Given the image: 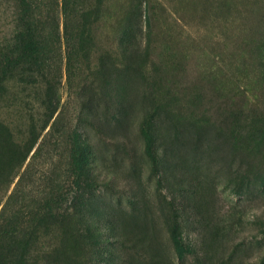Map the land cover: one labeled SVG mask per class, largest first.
Masks as SVG:
<instances>
[{
	"label": "rangeland",
	"instance_id": "rangeland-1",
	"mask_svg": "<svg viewBox=\"0 0 264 264\" xmlns=\"http://www.w3.org/2000/svg\"><path fill=\"white\" fill-rule=\"evenodd\" d=\"M70 13L0 0V264H264V0Z\"/></svg>",
	"mask_w": 264,
	"mask_h": 264
},
{
	"label": "trees",
	"instance_id": "trees-1",
	"mask_svg": "<svg viewBox=\"0 0 264 264\" xmlns=\"http://www.w3.org/2000/svg\"><path fill=\"white\" fill-rule=\"evenodd\" d=\"M72 3H76V0H64V11L66 14V17H71L70 13V7ZM77 10V9H76ZM75 10V11H76ZM86 13H88V10L83 9L81 13L78 14L82 18V20H79L77 22V25L74 27V30H70V24L68 21H66V39L69 45H76L79 48L80 55L85 56L87 54V49L90 48V46L93 43V37H92V29L91 24L89 20L86 18ZM73 27V26H72ZM29 46L25 47L28 49Z\"/></svg>",
	"mask_w": 264,
	"mask_h": 264
}]
</instances>
